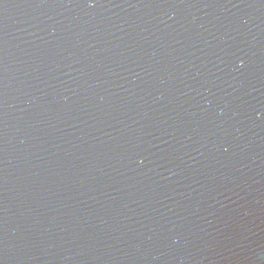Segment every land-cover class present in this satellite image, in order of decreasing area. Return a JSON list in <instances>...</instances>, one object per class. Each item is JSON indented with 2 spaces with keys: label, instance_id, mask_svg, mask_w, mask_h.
<instances>
[{
  "label": "water",
  "instance_id": "95a60500",
  "mask_svg": "<svg viewBox=\"0 0 264 264\" xmlns=\"http://www.w3.org/2000/svg\"><path fill=\"white\" fill-rule=\"evenodd\" d=\"M0 264H264V0H0Z\"/></svg>",
  "mask_w": 264,
  "mask_h": 264
}]
</instances>
